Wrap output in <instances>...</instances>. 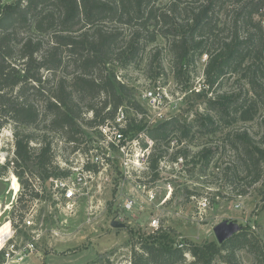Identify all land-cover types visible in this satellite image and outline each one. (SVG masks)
I'll return each mask as SVG.
<instances>
[{"label": "rangeland", "instance_id": "1", "mask_svg": "<svg viewBox=\"0 0 264 264\" xmlns=\"http://www.w3.org/2000/svg\"><path fill=\"white\" fill-rule=\"evenodd\" d=\"M174 1L155 0V6L164 10ZM180 1L196 6L203 0ZM13 2L0 0V10ZM231 12L232 8H227L219 14V41L231 35ZM259 19L264 25V16L257 15L255 21ZM249 31H254L253 27ZM246 33L242 28V34ZM169 43L159 35L141 49L136 62L116 69L118 79L129 85L138 102L143 100L142 91L155 85L162 87L165 99L159 109L152 108L153 115L161 112L164 118L177 117L192 126L175 128L163 139L151 138L143 122L135 124L129 137L141 133L153 141L151 165L155 158L158 162L150 173L125 177L116 158L110 166L101 167L94 179H88L87 186L77 185L73 201L66 200L62 187L56 185L55 181L62 178L34 180L33 188L40 197L31 200L13 166L6 171L2 168L14 157V124L0 130V245L9 235L6 249L10 243L15 244L10 248L12 255L6 258L5 254L1 264H131L133 246L143 242L182 246L186 252L181 264H189L194 258L187 247L219 244L215 227L226 220L238 223L241 231L248 229L258 240V250L243 247L235 251L236 263L256 264L264 258V170L253 182L255 173L242 167L236 141L241 136L259 143L264 134V96H258L252 87L256 82L264 91V55H258L255 48L243 63H235L211 83L205 73L210 55L194 53L185 76L178 80ZM210 99H217L220 111L208 108ZM36 102L43 111V102ZM143 104L149 105L146 101ZM92 115L87 113L89 118ZM209 119L212 122L207 123ZM203 122L210 125L202 126ZM45 125L41 121L38 126L20 128L40 138ZM98 130L88 129V143L82 144V151H73V145L61 135L49 132L57 161L72 171L70 179L75 176L72 166H78L89 149L101 141ZM32 145L38 146L39 141ZM13 175L20 184L15 197L11 190ZM20 197L22 201H18ZM127 198L136 201L131 209L124 207ZM28 203L31 207L21 219ZM113 220L126 226L115 228Z\"/></svg>", "mask_w": 264, "mask_h": 264}, {"label": "trees", "instance_id": "2", "mask_svg": "<svg viewBox=\"0 0 264 264\" xmlns=\"http://www.w3.org/2000/svg\"><path fill=\"white\" fill-rule=\"evenodd\" d=\"M182 4L176 0L162 10L155 6V0H15L2 6L0 130L12 123L16 138L14 157L2 168L6 171L13 166L31 200L40 197L33 188L34 180L69 178L72 173L57 161L49 132L61 135L73 145V151H82V144L88 143V129L95 130L113 119L119 107L143 109L129 85L118 79L116 69L136 62L141 49L155 42L159 35L170 41L178 80L185 76L194 53L210 55L205 73L211 83L235 63H243L255 48L258 55H264V25L262 19L255 21L257 15L264 16V0ZM227 8H232L231 35L219 41L218 18ZM250 27L254 31H249ZM242 28L247 29L246 35ZM252 87L258 96H264L256 82ZM36 101L43 102V111ZM217 104V99H210L208 108L218 112ZM88 112H92V118L87 117ZM41 121L46 125L40 138L20 128L38 126ZM135 124L126 130L127 134ZM261 124L264 129V119ZM205 125L210 124L203 122L202 126ZM184 126L185 130L192 127L173 117L148 128L147 133L151 138L166 139L175 128ZM36 140L39 145H32ZM236 141L242 167L250 174L254 172L253 182H257L264 170V134L259 143L241 136ZM156 162L155 158L151 166H156ZM85 167L100 170L95 164L86 163ZM30 207V203L25 205L21 219ZM15 225L19 226L17 221ZM136 244L131 264L185 261L186 248L155 242ZM243 247L258 250V240L248 229L222 244L187 247L194 258L189 264H237L235 251ZM6 253L7 249L0 250L1 262ZM263 262L261 257L256 264Z\"/></svg>", "mask_w": 264, "mask_h": 264}, {"label": "built area", "instance_id": "3", "mask_svg": "<svg viewBox=\"0 0 264 264\" xmlns=\"http://www.w3.org/2000/svg\"><path fill=\"white\" fill-rule=\"evenodd\" d=\"M140 96L143 99L142 101L139 100L143 108L142 110L128 105L121 106L118 108V111L113 119H108L106 122L97 127L99 129L98 131L101 136V141L99 140L100 142L98 141V144L89 149L78 166H72V170L75 171V176H72L74 179H70V176L69 178L57 179L55 181L57 186L62 187L63 196L66 200H75L78 194L77 185L84 184L87 186L90 183V180L88 179H94L95 175L101 171V167L110 166L116 158L119 160L120 168L125 177L128 175L131 176L133 173L137 174L136 172H140L142 174L151 172L152 166L150 150L153 141H150L148 136V139L145 140L147 137L141 133L135 137H129L126 130L130 129L133 123L137 124L143 122L147 129L150 126L158 124L159 121L155 124H153V122L159 120L160 118H164V115L161 112H157L153 115L152 108L159 109L161 102L165 99V95L162 87L160 85H155L151 89L149 88L142 91ZM143 101H146L149 104L148 107L143 104ZM168 119H170V117H165L161 121ZM182 160L183 157H180L179 161ZM86 163L95 164L100 168V170L96 172L92 169H88L85 167ZM144 186H146V184H144ZM135 203V199L127 198L124 207L126 209H131ZM203 204L207 205L208 203L205 201ZM28 223H30V221H28ZM4 246L6 249L5 244ZM4 246L1 249H3ZM10 248H15V244H9L6 258L12 255Z\"/></svg>", "mask_w": 264, "mask_h": 264}, {"label": "water", "instance_id": "4", "mask_svg": "<svg viewBox=\"0 0 264 264\" xmlns=\"http://www.w3.org/2000/svg\"><path fill=\"white\" fill-rule=\"evenodd\" d=\"M111 224L115 228H124L126 226L125 223L120 222L118 220H113ZM240 231H241V226L234 221L226 220V221L219 223L215 227L216 237L220 244L230 239L231 237H233L236 233Z\"/></svg>", "mask_w": 264, "mask_h": 264}, {"label": "bare ground", "instance_id": "5", "mask_svg": "<svg viewBox=\"0 0 264 264\" xmlns=\"http://www.w3.org/2000/svg\"><path fill=\"white\" fill-rule=\"evenodd\" d=\"M11 190L13 192L14 197L18 194V192L20 190V184H19L18 179H17V177L15 175H13V177H12ZM9 208H10V203L7 204V209H9ZM9 236H8V238H9ZM7 239L2 242V244L0 245V248L5 244V242L7 241Z\"/></svg>", "mask_w": 264, "mask_h": 264}]
</instances>
